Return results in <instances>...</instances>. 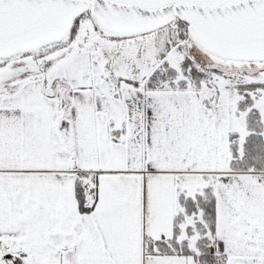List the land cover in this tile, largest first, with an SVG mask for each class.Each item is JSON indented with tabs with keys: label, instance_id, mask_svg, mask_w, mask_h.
<instances>
[{
	"label": "snow or ice",
	"instance_id": "6c2138e0",
	"mask_svg": "<svg viewBox=\"0 0 264 264\" xmlns=\"http://www.w3.org/2000/svg\"><path fill=\"white\" fill-rule=\"evenodd\" d=\"M0 264H264V0H0Z\"/></svg>",
	"mask_w": 264,
	"mask_h": 264
}]
</instances>
